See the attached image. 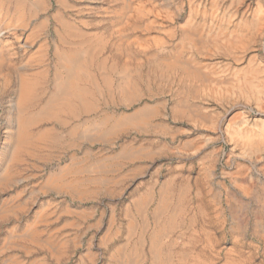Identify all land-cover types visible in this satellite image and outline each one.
<instances>
[{
	"label": "rangeland",
	"instance_id": "rangeland-1",
	"mask_svg": "<svg viewBox=\"0 0 264 264\" xmlns=\"http://www.w3.org/2000/svg\"><path fill=\"white\" fill-rule=\"evenodd\" d=\"M0 32V264H264V0H1ZM24 79L69 110L4 173Z\"/></svg>",
	"mask_w": 264,
	"mask_h": 264
},
{
	"label": "bare ground",
	"instance_id": "bare-ground-1",
	"mask_svg": "<svg viewBox=\"0 0 264 264\" xmlns=\"http://www.w3.org/2000/svg\"><path fill=\"white\" fill-rule=\"evenodd\" d=\"M4 7H6V5ZM17 7L20 8L21 4L19 3ZM0 34L3 33L0 32ZM62 62H63V66L66 67V64H68L67 56L62 58ZM65 71L68 72L69 70L67 71V68H65ZM67 78L68 80H70L69 77H66V79ZM68 80H63L59 84L60 87L58 93L56 95H53L50 101L35 114L27 113V107L31 102V100L34 98L35 84L32 83L31 80H27V79H24L21 82V87L19 86L20 89L18 93L19 98L18 101L16 102V106H17L16 112L18 113V115L16 117L17 123L15 125V133L10 137L11 139L9 141V143L11 144L10 147L3 148V153L4 154L7 153L8 155L4 159L8 165L3 169L4 173L10 172L11 168H13L15 164L19 163L22 155L27 154L29 157L39 156L40 153L38 152H40L42 149L45 150V148L49 147V145L53 143L51 140V135L49 130L44 129V130L35 131L34 128L37 125V122L40 120L41 114L49 118L58 119L60 118L59 117L60 114H66V112L69 110V105H70L69 97L72 94V87ZM73 174L74 173H72L69 169L65 168L64 170H61L60 173H58L57 175L51 176V178L48 179L47 183L49 186H53L54 188L60 191H67V190L78 191L79 186L77 184L78 182L79 183L81 182V179H83V177H81V179H77L76 181L68 182L67 181L68 176H72Z\"/></svg>",
	"mask_w": 264,
	"mask_h": 264
}]
</instances>
